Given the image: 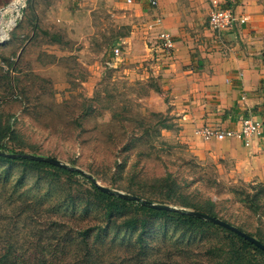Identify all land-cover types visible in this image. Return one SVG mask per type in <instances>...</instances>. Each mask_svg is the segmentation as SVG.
Listing matches in <instances>:
<instances>
[{"label":"rangeland","instance_id":"1","mask_svg":"<svg viewBox=\"0 0 264 264\" xmlns=\"http://www.w3.org/2000/svg\"><path fill=\"white\" fill-rule=\"evenodd\" d=\"M130 9L117 0H0V128L10 131L0 151L57 159L101 186L155 204L191 211L208 204L216 218L256 239L264 237V207L255 213L244 201L264 182L243 181L229 163L208 158V141L197 134L200 128L190 141L185 139L171 112L174 98L168 83L154 67L160 62L152 57L132 68L119 47L134 25L146 24ZM166 175L178 186L176 199L159 202L161 197L149 189H143L144 194L137 191L141 179L150 185ZM77 190L91 191L81 175L0 162V211L10 200L19 210L34 208L29 222L6 208L8 212L0 215V237L11 225L22 236L34 233L30 222L37 231L55 224L51 231H58L48 236L56 248L42 241L41 248L53 253L49 261L68 264L73 249L61 244L62 236L104 222L99 209L88 205ZM263 202L264 198L257 204ZM4 214L11 217L9 227ZM114 231L113 227L110 237ZM146 232L151 244L187 249L189 261L216 241L163 219L148 221ZM29 241L33 246L20 248L33 249L38 236ZM128 250L120 245L109 256L120 259Z\"/></svg>","mask_w":264,"mask_h":264},{"label":"crops","instance_id":"2","mask_svg":"<svg viewBox=\"0 0 264 264\" xmlns=\"http://www.w3.org/2000/svg\"><path fill=\"white\" fill-rule=\"evenodd\" d=\"M224 3L247 21L216 33L208 25V0H117L146 22L134 25L119 47L132 68L152 57L160 62L154 67L163 72L174 98L171 112L189 141L202 126L236 130L243 117H264V0ZM161 30L173 41L168 58L156 38ZM205 146L208 158L229 163L243 181L264 182V135L248 147L237 138L210 140Z\"/></svg>","mask_w":264,"mask_h":264},{"label":"trees","instance_id":"3","mask_svg":"<svg viewBox=\"0 0 264 264\" xmlns=\"http://www.w3.org/2000/svg\"><path fill=\"white\" fill-rule=\"evenodd\" d=\"M9 134V127L0 128V143ZM11 135H13V132H11ZM3 149L4 145L0 144V150ZM0 162L10 164L19 162L24 167L34 171L53 169L56 170L58 175L64 176L81 175L74 171L70 172L46 163L26 159L12 160L0 156ZM81 176L90 184L91 191L77 190V193H79L78 195H82V198L86 200L88 205L99 209L104 222L81 232L79 230L76 232L68 231L62 236L60 240L61 244H67V246L73 249L69 255L68 264H200V261H204L205 264H264V252L262 250L227 229L182 213L153 210L141 203L101 193L91 184L86 176ZM140 181L141 184L137 186V191L141 194H144L143 189H149L152 195L161 197V201L159 202L172 201L173 197L176 199L175 194L178 186L170 175L156 178L153 183L151 182L152 185L148 184L150 181H144L143 179ZM262 198H264V185L259 186L258 191L254 195L250 196L246 194L244 201L247 203L249 201L251 205L248 208L258 213L261 207H264V202L262 206L257 204ZM144 199L148 202L152 201L149 198ZM15 205V201L13 200L8 201L7 204L5 202L3 213L8 212L6 208H9L8 213L16 217H18L17 215L24 216L29 222L30 208L32 206L19 210ZM196 210L216 218L211 205L207 204L196 207ZM3 213L0 211V215H3ZM10 219V216L7 217L5 215L7 227H9ZM118 219H122L121 222L117 223ZM155 219H163L174 225H181L186 231L194 234L210 235L212 238H216L215 244H209L207 250L203 253H197L193 256L194 260L189 261L187 249L177 247L175 250H168L166 247L148 242L145 237L148 232H146L148 221ZM30 226L31 229L29 230L34 231V233L28 232L19 236L18 228L11 225V229L4 236L0 237V264H57V259L51 262L47 258V256H51L53 253L41 248L44 246L56 248L50 243L51 238L48 236L58 231H51V226H55V224L49 225L46 230L38 229V231L34 230L35 226L31 222ZM113 227L115 229L114 235L110 237ZM239 230L242 231L241 229ZM93 233L94 236L92 238ZM120 235V241H118L116 237ZM35 236H38V243L34 245L33 249L23 250L20 248L23 245L31 244L29 240ZM64 236H67V238L63 240ZM44 237L47 241H45ZM108 238L109 242H107ZM257 240L264 244V237ZM41 241L44 246H41ZM203 242L205 241L203 240ZM120 245H124L127 249L130 248L128 254L124 257L121 256L120 259L111 258L109 256L111 252L120 248ZM30 246H33V242ZM187 247H190V245ZM115 261L118 262L116 263Z\"/></svg>","mask_w":264,"mask_h":264},{"label":"built area","instance_id":"4","mask_svg":"<svg viewBox=\"0 0 264 264\" xmlns=\"http://www.w3.org/2000/svg\"><path fill=\"white\" fill-rule=\"evenodd\" d=\"M209 14L208 25L211 30L216 33H221L229 30L236 22L245 23L246 17H237L234 13L225 6L224 0H208ZM152 5L155 2H151ZM159 22L155 25L158 26ZM160 41L161 52L169 55L173 48L171 37L164 31H159L157 36ZM119 50L114 49V54L117 56ZM203 141L216 140L221 141L226 138H237L245 147L252 144L254 140L261 138L264 135V121L254 117H243L240 119L236 130H222L213 126H202L197 133Z\"/></svg>","mask_w":264,"mask_h":264},{"label":"water","instance_id":"5","mask_svg":"<svg viewBox=\"0 0 264 264\" xmlns=\"http://www.w3.org/2000/svg\"><path fill=\"white\" fill-rule=\"evenodd\" d=\"M0 156L8 158V159H12V160L26 159L29 161L46 163V164H49L51 166L61 168V169H64V170H67L70 172L74 171V172L80 173L81 175L86 176L90 180L91 184L101 193H104V194H107L110 196H115L119 199L141 203V204H143V205H145L148 208H151L153 210L173 211V212L182 213V214L187 215V216H191L194 218L204 220L206 222L212 223L214 225L220 226L224 229L231 231L232 233L238 235L239 237L243 238L244 240L248 241L249 243L253 244L254 246H256L257 248H259L260 250H262L264 252V244L263 243H261L260 241H258L254 237L240 231L239 229L233 227L232 225H230V224H228V223H226V222H224L218 218L209 216L207 214H204V213H201L198 211L183 210V209L173 208V207L168 206V205L155 204V203L140 199L136 196H132V195H128L125 193L113 191L107 187L99 185L97 183V181L92 176L84 174L81 170L74 168V167H70V166L66 165L65 163H63L57 159L50 158V157H44V156H38V155H32V154L5 153V152H0Z\"/></svg>","mask_w":264,"mask_h":264},{"label":"bare ground","instance_id":"6","mask_svg":"<svg viewBox=\"0 0 264 264\" xmlns=\"http://www.w3.org/2000/svg\"><path fill=\"white\" fill-rule=\"evenodd\" d=\"M5 35H2V37H4Z\"/></svg>","mask_w":264,"mask_h":264}]
</instances>
